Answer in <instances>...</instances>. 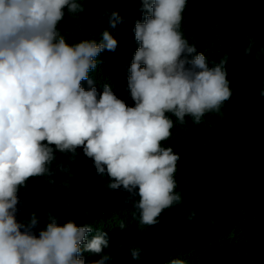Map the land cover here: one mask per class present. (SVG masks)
<instances>
[{
	"label": "clouds",
	"instance_id": "obj_1",
	"mask_svg": "<svg viewBox=\"0 0 264 264\" xmlns=\"http://www.w3.org/2000/svg\"><path fill=\"white\" fill-rule=\"evenodd\" d=\"M187 2L142 0L146 15L135 24L140 47L128 78L135 106L129 107L108 84L99 100L95 87H82V81L93 84L89 72L97 68V57L115 51L118 41L105 30L99 43L66 42L58 23L65 8L72 14L83 12L81 3L0 0V264H85L82 251L101 254L109 246L107 233L97 231L89 240L93 228L78 226L75 219L60 225L46 213L39 235L36 212L26 222L18 221L19 188L29 178L53 175L48 166L55 160L54 151L71 153L74 162L82 148L97 175L109 177V189L130 194L124 202L139 212L141 225L157 224L163 210L181 202L175 191L180 156L172 147H161L174 126L166 113L180 124L186 116L199 124L232 96L227 55L210 65L183 36ZM111 24L115 27L116 21ZM251 51L250 44L245 54ZM260 57L257 52V60ZM260 95L264 97V88ZM140 251L131 249L132 258L139 259ZM110 259L102 255L93 264ZM169 264L185 262L172 259Z\"/></svg>",
	"mask_w": 264,
	"mask_h": 264
},
{
	"label": "trees",
	"instance_id": "obj_2",
	"mask_svg": "<svg viewBox=\"0 0 264 264\" xmlns=\"http://www.w3.org/2000/svg\"><path fill=\"white\" fill-rule=\"evenodd\" d=\"M77 2L84 11L72 14L65 8L64 19L58 23L67 43H99L105 30L118 41L115 51L105 50L97 57V68L89 72L93 84L82 81V87H95L99 100L108 84L117 98L134 107L128 78L140 47L135 24L146 15L142 0ZM182 15L184 38L210 65L227 55L232 96L219 112L206 113L199 124L190 116L180 124L166 113L174 126L161 147H172L180 156L175 191L181 202L163 210L157 224L141 225L139 212L124 202L130 194L122 188L109 189V177L97 175L93 160L82 148L77 149L74 162L71 153L54 151L55 160L48 166L53 175L29 178L19 188L22 203L17 219L26 222L36 212L37 235L46 226V213L57 217L60 225L75 219L78 226H91L89 240L97 231L107 233L109 246L103 253L82 251L85 264H93L102 255L111 256L106 264H169L172 259L185 264H264V97L260 95L264 0H188ZM250 44L251 54L246 55ZM59 165L68 171L61 172ZM193 212L194 218L188 220ZM133 248L141 250L139 259L132 258Z\"/></svg>",
	"mask_w": 264,
	"mask_h": 264
}]
</instances>
